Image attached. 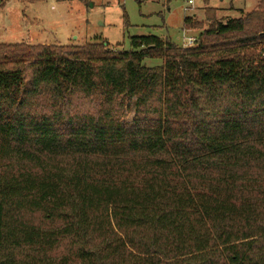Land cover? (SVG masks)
Returning <instances> with one entry per match:
<instances>
[{
	"label": "trees",
	"instance_id": "obj_1",
	"mask_svg": "<svg viewBox=\"0 0 264 264\" xmlns=\"http://www.w3.org/2000/svg\"><path fill=\"white\" fill-rule=\"evenodd\" d=\"M216 12L193 46L0 42V264H264V0Z\"/></svg>",
	"mask_w": 264,
	"mask_h": 264
},
{
	"label": "rangeland",
	"instance_id": "obj_2",
	"mask_svg": "<svg viewBox=\"0 0 264 264\" xmlns=\"http://www.w3.org/2000/svg\"><path fill=\"white\" fill-rule=\"evenodd\" d=\"M0 42L84 45L108 42L130 49L131 37L156 35L163 40L191 46L207 27V8L227 21L255 9L259 0H0ZM127 15V21L125 16ZM204 27H185V19ZM194 44V45H195ZM148 63L161 60L148 59ZM132 114H130V118Z\"/></svg>",
	"mask_w": 264,
	"mask_h": 264
},
{
	"label": "built area",
	"instance_id": "obj_3",
	"mask_svg": "<svg viewBox=\"0 0 264 264\" xmlns=\"http://www.w3.org/2000/svg\"><path fill=\"white\" fill-rule=\"evenodd\" d=\"M190 3H192V0H189ZM195 44V41L191 40L190 45L193 46Z\"/></svg>",
	"mask_w": 264,
	"mask_h": 264
},
{
	"label": "crops",
	"instance_id": "obj_4",
	"mask_svg": "<svg viewBox=\"0 0 264 264\" xmlns=\"http://www.w3.org/2000/svg\"><path fill=\"white\" fill-rule=\"evenodd\" d=\"M6 2L4 3V6H5Z\"/></svg>",
	"mask_w": 264,
	"mask_h": 264
}]
</instances>
